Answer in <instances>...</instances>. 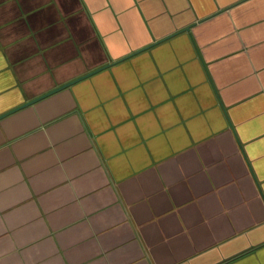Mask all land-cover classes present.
I'll use <instances>...</instances> for the list:
<instances>
[{
  "label": "crops",
  "instance_id": "1",
  "mask_svg": "<svg viewBox=\"0 0 264 264\" xmlns=\"http://www.w3.org/2000/svg\"><path fill=\"white\" fill-rule=\"evenodd\" d=\"M0 264H264V0H0Z\"/></svg>",
  "mask_w": 264,
  "mask_h": 264
},
{
  "label": "water",
  "instance_id": "2",
  "mask_svg": "<svg viewBox=\"0 0 264 264\" xmlns=\"http://www.w3.org/2000/svg\"><path fill=\"white\" fill-rule=\"evenodd\" d=\"M106 66H108V65H104V66L99 67V68H97V69H95L93 71H90V72H88V73H86V74H84V75H82V76H80V77H78V78H76V79H74L72 81H69V82H67V83H65L63 85H60L58 87H55L54 89H52V90L44 93L43 95H40L38 97H35V98H33V99H31V100H29V101H27V102H25V103L17 106V107H14L13 109H10L9 111H7L5 113H2L0 115V118H2L4 116H7V115H9V114H11L13 112H16V111H18V110H20V109H22V108H24L26 106H29L30 104H32V103H34V102H36L38 100H41V99H43V98H45L47 96H50L51 94H54L55 92H58V91L62 90L63 88H65V87H67V86H69V85H71V84H73V83H75V82H77V81H79V80H81L83 78H86V77L90 76L91 74H93V73H95V72H97V71L105 68Z\"/></svg>",
  "mask_w": 264,
  "mask_h": 264
}]
</instances>
